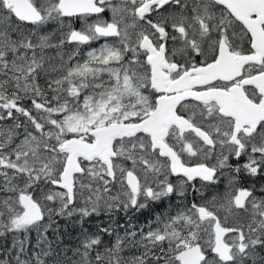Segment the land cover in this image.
<instances>
[{"label":"snow or ice","instance_id":"obj_1","mask_svg":"<svg viewBox=\"0 0 264 264\" xmlns=\"http://www.w3.org/2000/svg\"><path fill=\"white\" fill-rule=\"evenodd\" d=\"M249 177L264 0H0V264H264Z\"/></svg>","mask_w":264,"mask_h":264},{"label":"flooded vegetation","instance_id":"obj_2","mask_svg":"<svg viewBox=\"0 0 264 264\" xmlns=\"http://www.w3.org/2000/svg\"><path fill=\"white\" fill-rule=\"evenodd\" d=\"M57 26L56 25H52L49 30H53L55 29ZM74 27L79 28L80 24L79 22H77ZM101 42H96L94 45H92L93 47H98L99 44ZM87 49H85L86 51ZM243 162V161H242ZM197 185H199V181L196 182ZM227 183L226 180H224L222 183L219 184L218 188L220 191H223L224 189V185ZM241 183L244 184V186H251L253 183L256 184L257 187H259L260 184H264V177H258V178H247L246 181L245 180H241ZM204 198L205 199H212V197L214 195H216L217 192V186L216 185H210L207 189H204ZM259 194V193H257ZM192 197L189 196V200H191ZM178 203H180L179 198L177 197H172L169 201H165L163 206H156L153 205L151 206L149 209H145L142 210L139 213H130L129 216H125L123 213L119 214L120 217V223L123 224L125 222H127V220L129 218L132 219V222L134 224L137 225V227L141 226V225H146L150 220H154L155 216L157 213L162 212L165 210V208H171L172 211H175V205H177ZM64 223V222H63ZM62 223V224H63ZM109 223L107 216L105 215H101L99 217L93 216L89 219L87 227L89 229V231L91 232H95L97 230V225H107ZM61 224V225H62ZM63 229L66 230L68 232V238H66V241H68L67 245L69 248H74L78 241H77V236H78V232L74 231L70 226H66L65 224L62 225ZM66 245V246H67Z\"/></svg>","mask_w":264,"mask_h":264},{"label":"trees","instance_id":"obj_3","mask_svg":"<svg viewBox=\"0 0 264 264\" xmlns=\"http://www.w3.org/2000/svg\"><path fill=\"white\" fill-rule=\"evenodd\" d=\"M63 221H61L60 222V230H61V232H63V233H66L65 235H63V237H62V239H61V243H60V246L61 247H64V246H66L67 245V243H68V241H66V238H68V232L66 231V230H64L63 229V227H62V225H64L65 223H63ZM62 224V225H61ZM33 236H34V234H33ZM34 242V241H33ZM68 246V245H67ZM71 254V253H70Z\"/></svg>","mask_w":264,"mask_h":264},{"label":"rangeland","instance_id":"obj_4","mask_svg":"<svg viewBox=\"0 0 264 264\" xmlns=\"http://www.w3.org/2000/svg\"><path fill=\"white\" fill-rule=\"evenodd\" d=\"M69 237V236H68ZM68 247V246H67Z\"/></svg>","mask_w":264,"mask_h":264}]
</instances>
